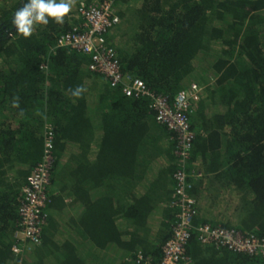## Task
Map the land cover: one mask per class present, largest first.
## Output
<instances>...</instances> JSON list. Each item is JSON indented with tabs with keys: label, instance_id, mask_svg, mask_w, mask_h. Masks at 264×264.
Masks as SVG:
<instances>
[{
	"label": "trees",
	"instance_id": "trees-1",
	"mask_svg": "<svg viewBox=\"0 0 264 264\" xmlns=\"http://www.w3.org/2000/svg\"><path fill=\"white\" fill-rule=\"evenodd\" d=\"M80 1L63 24L50 19L25 38L12 25L25 0H0V264H144L140 252L160 264L179 221L177 133L150 97L126 95L89 69V54L58 46ZM115 9L121 22L106 37L125 74L171 102L205 85L189 113L194 224L264 238V0H115ZM47 123L56 157L47 221L41 244L19 257L22 187L43 159ZM186 255L264 264L262 253L202 243L195 229Z\"/></svg>",
	"mask_w": 264,
	"mask_h": 264
},
{
	"label": "built area",
	"instance_id": "built-area-1",
	"mask_svg": "<svg viewBox=\"0 0 264 264\" xmlns=\"http://www.w3.org/2000/svg\"><path fill=\"white\" fill-rule=\"evenodd\" d=\"M76 17L79 20L78 24L59 37L58 46L71 47L89 54L91 56L89 69L103 74L112 86H122L126 95L150 97L151 106L156 111V119L177 133L178 169L174 173L172 204L179 209L177 213L179 221L174 226L172 237L163 245L160 264L183 262L189 264L186 246L193 229L197 231L198 239L204 244L214 243L238 252L264 254L263 237L244 235L234 227L225 228L209 223L194 224L199 204L189 193L191 175L187 170V163L191 157L196 134L192 129L189 113L203 97L205 85L193 82L178 92L171 102L167 96L152 91L143 79L125 74L116 49L107 42L106 37V34L121 22L115 9V0H81L77 6ZM54 137L53 127L47 123L43 159L35 166L28 183L22 187L19 207L21 229L17 232V241L12 247L14 254L19 257H25L32 245H39L42 242L43 226L47 221L48 187L56 159ZM199 175L201 173L196 174ZM138 258L140 262L147 264L141 252Z\"/></svg>",
	"mask_w": 264,
	"mask_h": 264
},
{
	"label": "clouds",
	"instance_id": "clouds-1",
	"mask_svg": "<svg viewBox=\"0 0 264 264\" xmlns=\"http://www.w3.org/2000/svg\"><path fill=\"white\" fill-rule=\"evenodd\" d=\"M74 0H25L23 7L16 10L12 25L25 38L34 33L37 25L47 26L50 19L55 24H63L69 16ZM83 89L77 88L74 96H79Z\"/></svg>",
	"mask_w": 264,
	"mask_h": 264
},
{
	"label": "crops",
	"instance_id": "crops-1",
	"mask_svg": "<svg viewBox=\"0 0 264 264\" xmlns=\"http://www.w3.org/2000/svg\"><path fill=\"white\" fill-rule=\"evenodd\" d=\"M162 163H164V161H161L158 159V162L156 163L157 166L160 168V166L162 165ZM174 186V185H173ZM172 187V186H171ZM203 204V203H202ZM221 211V210H220ZM222 212V211H221ZM220 213V212H219Z\"/></svg>",
	"mask_w": 264,
	"mask_h": 264
},
{
	"label": "rangeland",
	"instance_id": "rangeland-1",
	"mask_svg": "<svg viewBox=\"0 0 264 264\" xmlns=\"http://www.w3.org/2000/svg\"><path fill=\"white\" fill-rule=\"evenodd\" d=\"M222 211V210H221Z\"/></svg>",
	"mask_w": 264,
	"mask_h": 264
}]
</instances>
